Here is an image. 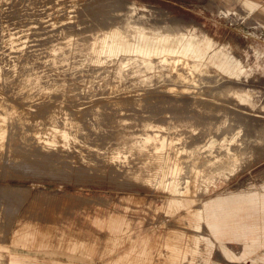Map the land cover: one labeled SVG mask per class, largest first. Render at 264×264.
<instances>
[{"label": "rangeland", "instance_id": "374dc122", "mask_svg": "<svg viewBox=\"0 0 264 264\" xmlns=\"http://www.w3.org/2000/svg\"><path fill=\"white\" fill-rule=\"evenodd\" d=\"M243 1L0 0V264H159L203 199L264 182V0ZM117 218L132 230L113 241ZM19 219L78 229L93 251L21 246Z\"/></svg>", "mask_w": 264, "mask_h": 264}, {"label": "crops", "instance_id": "0c3cea01", "mask_svg": "<svg viewBox=\"0 0 264 264\" xmlns=\"http://www.w3.org/2000/svg\"><path fill=\"white\" fill-rule=\"evenodd\" d=\"M258 184H261V187ZM258 184L254 186L252 183H246L238 189L217 193L203 199L195 208L193 217L185 220L190 226L188 232L170 231L164 234L158 246L154 247L159 257H163V261L159 264H207L208 256L213 248H218L228 263H241L247 258L253 262L264 261V187H262L264 182ZM175 201L180 207L182 206L180 197L169 198L163 204L164 211L172 214L178 210ZM201 224H204V230ZM48 226H53L56 231L44 236L42 232ZM116 226L117 231L110 225L109 238L113 241L122 239V235L132 230L131 219L117 218ZM76 234L79 236H75ZM37 235L42 236L41 238L46 239L47 242L38 244L40 238ZM70 235L73 236L69 237ZM18 239L21 241L16 242ZM11 240L28 248L72 250L88 255L93 251L92 244L89 242L91 240L88 241L78 229L62 228L55 224L40 227L36 223L23 222L21 219L14 226ZM231 244H237V248L233 249ZM149 250L151 251V248ZM149 250L142 248L140 259H143V255H147ZM128 256L126 253L124 257ZM143 261L146 260L143 259ZM5 264L67 263L60 260L51 262L30 260L26 256L11 254L5 259ZM128 264H133V261H129Z\"/></svg>", "mask_w": 264, "mask_h": 264}, {"label": "bare ground", "instance_id": "6f19581e", "mask_svg": "<svg viewBox=\"0 0 264 264\" xmlns=\"http://www.w3.org/2000/svg\"><path fill=\"white\" fill-rule=\"evenodd\" d=\"M248 3H249L248 0H244V1L242 2V5H246V7H250V5H248ZM154 14H159V12H157L156 10H154ZM160 14H161V13H160ZM160 16H161V15H160ZM154 17H155V16H154ZM147 18H148V17H147ZM168 18H169V17H168ZM168 18H166V19H168ZM148 19H150V18H148ZM164 19H165V18H164ZM152 20H155V19H152ZM169 20H171V19H169ZM150 21H151V20H150ZM155 21H156V20H155ZM156 22L159 23V21H156ZM172 22H177V24H178V21L173 20ZM172 22H171V23H172ZM150 23H151V22H150ZM150 23H149V24H150ZM154 23H155V22H154ZM171 23L169 24V22L166 21V23H164V25H165V27H166L167 29H169V30H171V31H172V30H179V29L182 30L181 26H180V28H179V27H176L177 25H176V26L173 25V24L171 25ZM111 25H112V24H111ZM111 25H110V26H111ZM178 25H179V24H178ZM181 25H182V24H181ZM185 25H186V24H185ZM151 26H152V25H151ZM162 28H163V27H162ZM93 35H94V34H92V36H91V35L89 36V37H90L89 40H87V41L85 40V41H86V42H85L86 44L90 42V40L92 39ZM79 37L82 38L81 35H79ZM89 37H88V38H89ZM88 38H86V39H88ZM84 39H85V38H84ZM79 40H80V39H79ZM79 40H78V41H79ZM78 43L80 44V43H82V42L79 41ZM86 44H85V45H86ZM88 45H89V44H88ZM52 47H53V46H52ZM51 49H52V48H51ZM55 49H56V48H55ZM61 49H62V48H61ZM49 50H50V49H49ZM62 52H63V50H62ZM46 53H47V52H46ZM47 54H48V53H47ZM157 54H162V56H161L162 58H161V60H159V64H161V65H163V66H166V65H168V64L170 63V61H171L170 59H171V58H169V52L159 51V52H157ZM119 59H120V58H119ZM176 59H177V58H176ZM123 60H124V61H123L124 66H125L126 64L129 65V64L133 63L132 60H130V59H128V58H125V59H123ZM178 60H179V59H178ZM220 60H221V59H220ZM156 61H157V59H156ZM174 62H175V61H174ZM174 62H173V63H174ZM121 63H122V62H121ZM179 63L181 64V62H179ZM186 64H188V63H186ZM138 65H141V64H138ZM170 65H171V64H170ZM173 65H174V64H173ZM198 65H199V63H198ZM116 66H117V65H116ZM171 66H172V65H171ZM174 66H175V65H174ZM177 66H178V65H177ZM186 66H187V65H186ZM140 67H141V66H140ZM142 67H143V66H142ZM183 68H184V67H183ZM186 68H188V67H186ZM186 68H185V69H186ZM200 70H201V69H200ZM203 76H204V75H203ZM183 79H184V78H183ZM210 82H211V81H210ZM225 82H226V81L224 80V83H225ZM230 83H231V82H230ZM225 85H230V84L228 83V84H225ZM225 85H222V87H224ZM230 86H231V85H230ZM232 86H233V85H232ZM212 87H213V86H212ZM214 87H215V86H214ZM226 87H227V86H226ZM201 89H202V88H201ZM230 89H231V88H229V90H230ZM59 90H60V89H59ZM229 90H228V91H229ZM203 91H204V90H203ZM240 92H241V91H240ZM238 93H239V92H238ZM223 95H224V94H223ZM189 97H190V95H189ZM191 97H192V96H191ZM196 102H197V101H196ZM218 111H219V110H218ZM219 112H221V111H219ZM195 116H196V115H195ZM222 117H223V116H222ZM228 117H229V116H228ZM230 117H231V116H230ZM195 118H196V117H194V119H195ZM218 118H219V117H218ZM232 118H233V117H232ZM234 119H236V118H234ZM210 120H211V119H210ZM212 120H216V119H212ZM219 120H220V119H219ZM232 120H233V119H232ZM236 120H237V119H236ZM245 120L248 121V124L245 122V123H246V124H245L246 126H247V125H249V127H250V125L253 126V123L251 124V123H250V120H249L248 118H245ZM217 121H218V120H216V122H217ZM233 121H234V120H233ZM239 121H240V120H237L236 122H239ZM236 122H233V123H236ZM243 122H244V121H243ZM214 123H215V122H214ZM214 123H213V124H214ZM241 123H242V122H241ZM249 123H250V124H249ZM213 124H212V126L214 127V125H215L216 123H215L214 125H213ZM236 125H237V124H236ZM229 126H230V125H229ZM232 126H233V125H232ZM234 126H235V125H234ZM213 127H211V128H213ZM215 127H216V125H215ZM235 127H236V126H235ZM238 127H239V126H238ZM241 127H242V124H241L240 128H241ZM244 127H245V126H243L242 128H244ZM249 127H248V128H249ZM254 127H255V125H254ZM211 128H210V130H211ZM226 128H227V127H226ZM242 128H241V129H242ZM251 128H252V127H251ZM208 129H209V128H208ZM223 129H225V127H224ZM223 129H222V130H223ZM257 129H258V127L256 126L255 130H257ZM140 130H141V129H140ZM229 130L232 131V128L230 129V127H229V129H228V134H229ZM242 130H243V129H242ZM245 130H246V128H245ZM211 131H212V130H211ZM224 131H225V130H224ZM226 131H227V130H226ZM248 131H249V130H248ZM252 131H253V129H252ZM177 134H178V133H177ZM248 134H249V132H248ZM241 136H242V134L240 135V137H241ZM215 137H216V136H215ZM98 139H99V138H98ZM238 139H240V138H238ZM235 141H236V140H235ZM246 142H250V141H248L247 139H245V141H244V145H245ZM229 146H230V145H229ZM128 148H129V146H128ZM229 148L233 150V147H232V146L229 147ZM191 153H192V152H191ZM222 153H224L223 150H216V154H217V155L222 154ZM227 155H228V154H227ZM181 175H182V174H181ZM208 177H209V176H208ZM213 177H214V176H213ZM202 181H203V180H202ZM211 184H212V183H211ZM15 195H16V194H15Z\"/></svg>", "mask_w": 264, "mask_h": 264}]
</instances>
